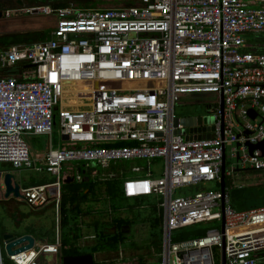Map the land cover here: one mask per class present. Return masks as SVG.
Here are the masks:
<instances>
[{
  "label": "built area",
  "instance_id": "built-area-1",
  "mask_svg": "<svg viewBox=\"0 0 264 264\" xmlns=\"http://www.w3.org/2000/svg\"><path fill=\"white\" fill-rule=\"evenodd\" d=\"M132 3L2 13L46 19L52 27L44 40L0 47L1 69L27 68L0 76V166L55 176L19 193L35 211L48 205L59 211L65 179L79 183L91 169L90 175L97 167L144 161L145 168L130 169L136 176L121 178V192L126 200L160 201L163 247L159 261L134 264H264V206L235 209L227 187L220 189L226 159L235 160L224 164L226 178L264 172V152H249L264 142V0ZM190 95L214 99L182 134L175 106ZM54 127L60 147L33 150L29 140L50 137ZM154 162L161 164L158 174ZM207 183L219 189L175 195ZM59 226L55 244L35 242L15 256L0 237V264H38L51 249L57 256ZM189 229L203 235L173 241Z\"/></svg>",
  "mask_w": 264,
  "mask_h": 264
},
{
  "label": "rangeland",
  "instance_id": "rangeland-1",
  "mask_svg": "<svg viewBox=\"0 0 264 264\" xmlns=\"http://www.w3.org/2000/svg\"><path fill=\"white\" fill-rule=\"evenodd\" d=\"M66 1L74 2L79 8L103 9L123 7L126 6L123 2H127L126 0H11L8 6H5V2L1 1L0 9L1 12H6L39 5H60L61 2ZM10 20L4 24L8 25L13 22ZM27 21L29 27L20 29L19 26ZM39 22L42 27L36 30ZM16 24L19 25L17 28L6 27L4 29L3 27L0 30L5 32L23 31L24 33L29 31L24 36L16 38L15 42L11 39L17 35H5L2 37L4 40L0 42V45L31 44L44 40L52 27L51 21L42 18H20ZM213 99L214 96L210 95L184 96L175 106V115L179 118L204 117L207 115L208 109L207 105L203 103ZM49 139L51 149L60 146L62 140L58 133V127L53 128L50 137L32 139L33 150L45 151L48 148ZM223 164L228 168L235 164V160L228 161L226 159ZM67 166L77 167L74 163H68ZM38 167H40L39 164ZM132 167L145 168L146 164L144 161L132 160L109 166L106 169L97 167L94 175L81 174L80 184L75 180L67 184L62 182L59 211L55 205H48L35 211L24 202L17 200L0 202V234L19 236L25 232V229H31L34 231L33 235L36 239H45L48 243H52L59 222L62 227L60 230L61 252L57 256L42 255L38 264H60L64 245L70 246L71 250L75 249L80 254L93 255L94 264H134L159 261L164 236L160 201L155 198L127 201L121 196L122 179L125 176H136L130 173ZM23 171L20 176L15 175L21 189L32 185L50 184L56 180L55 176L42 170ZM74 171L70 168L65 170L71 177L74 176ZM151 171L156 174L160 173L161 164L154 162ZM239 173L232 178H226V187L233 207L242 210L264 206V172L245 171L242 174ZM216 189H219V185L207 183L187 190H178L175 195L194 194L200 190ZM3 244L4 242L1 240V245Z\"/></svg>",
  "mask_w": 264,
  "mask_h": 264
},
{
  "label": "water",
  "instance_id": "water-1",
  "mask_svg": "<svg viewBox=\"0 0 264 264\" xmlns=\"http://www.w3.org/2000/svg\"><path fill=\"white\" fill-rule=\"evenodd\" d=\"M21 5L22 3L19 2ZM2 17V13L0 11V18ZM31 67V66H28ZM198 124L201 123V119L197 120ZM175 125L181 124L184 127V130L180 131L182 134H186L187 131L189 133L188 128L192 127L194 125L193 118L189 117H183V118H176L174 121ZM203 131H210V128H205ZM209 138V135L206 136ZM204 138L202 136H189L186 139L189 140H195V139H201ZM63 140H67V137L64 136L62 138ZM254 149H258L262 152H264V142L260 143L257 146H249V152L251 153ZM94 169H91L88 173L90 175L93 172ZM13 175L10 173H6L3 178V184L5 186V198H9L11 195L13 198H21V195L19 193V187L16 184H13ZM87 179V178H86ZM225 167L224 164L221 168V179H220V189L223 192L225 189ZM72 179H66L63 183L67 184L71 182ZM1 240L5 243L6 247L5 250L9 256H15L18 255L24 251L31 250L34 246L35 240L30 235H23V236H14L11 234H3L1 235ZM60 264H94V257L91 254H83V255H77V256H61Z\"/></svg>",
  "mask_w": 264,
  "mask_h": 264
},
{
  "label": "crops",
  "instance_id": "crops-1",
  "mask_svg": "<svg viewBox=\"0 0 264 264\" xmlns=\"http://www.w3.org/2000/svg\"><path fill=\"white\" fill-rule=\"evenodd\" d=\"M1 1H4L5 3H4V5L5 6H8V4H9V2H11V0H0V2ZM8 2V3H7ZM70 2V1H69ZM21 5V4H20ZM8 10V9H7ZM0 11H1V9H0ZM1 13H3V12H1ZM18 19H20V18H17V19H11L13 22H11V23H8V25L6 24H4L5 22H7L9 19H4L3 18V16L0 18V29L1 28H3L4 27V29L6 28V27H18L19 25L18 24H16L17 23V21H18ZM26 19H31V18H26ZM10 20V21H11ZM26 21V20H25ZM29 21V20H28ZM28 21L27 22H25L23 25H21V26H19V28L20 29H26V28H24V27H29L28 26ZM39 21H41V20H39ZM38 26V28L36 29V30H38V29H41V27H42V24L39 22V24L37 25ZM29 30H27V31H25V33H27ZM23 31H10V32H5V31H2V30H0V42L1 41H3L4 40V38H2L3 36H5V35H17V36H19V37H21V36H24V34H25ZM19 37H16V38H19ZM14 38V39H13ZM15 37H12V39L11 40H13V42H15V39H16ZM20 43H22V42H20ZM23 43H24V41H23ZM15 44H19V43H9V45H0V47H8V46H12V45H15ZM25 44V43H24ZM21 71V73L23 72V71H26L27 70V68H24V67H22V66H15V67H13V68H11V69H6V70H3V69H1L0 68V76H2V75H8V74H15L16 72H18V71ZM32 139H34V138H31L29 141H30V144H31V146H32V148H33V140ZM38 139V138H37ZM61 145V144H60ZM60 147V146H59ZM58 147V148H59ZM48 148H50V139L48 140ZM47 148V149H48ZM57 149V148H56ZM22 172H24V171H13L12 169H11V167L10 166H8V165H3L2 167H0V202L1 203H5V202H10V201H12V200H17V201H19V202H22L21 201V199L20 198H13V196L11 195L9 198H5V186H4V184H3V178H4V175L6 174V173H10V174H12L13 175V177H14V179H13V184H16V185H18L17 184V181H16V179H15V175H17V176H20L21 174L20 173H22ZM29 172V171H28ZM245 172V171H244ZM252 172V171H251ZM243 172H241V173H239V174H242ZM94 175V174H93ZM41 185H43V184H38V185H32V186H27L26 188H22L21 189V187L18 185V187H19V192L20 191H22V190H25V189H28V188H32V187H36V186H41ZM45 185V184H44ZM120 192H121V185H120ZM121 194H122V192H121ZM39 211V210H38ZM61 226H59V230H61ZM60 233H61V231H59V238L61 237L60 236ZM34 234V231H32L31 229L30 230H26L25 229V232L23 233V234H21V235H19V236H23V235H30V236H32L33 238H34V240H35V242L36 243H38V244H49V245H51V244H55V242H56V235H57V227H56V231H55V233H54V237L52 238V243H48L45 239H36L35 238V236L33 235ZM0 237H1V234H0ZM61 248H62V245H61ZM51 252H52V249H51V251H50V254H51Z\"/></svg>",
  "mask_w": 264,
  "mask_h": 264
},
{
  "label": "trees",
  "instance_id": "trees-1",
  "mask_svg": "<svg viewBox=\"0 0 264 264\" xmlns=\"http://www.w3.org/2000/svg\"><path fill=\"white\" fill-rule=\"evenodd\" d=\"M127 2H123L124 3V5H130V4H132V5H134L135 3H132V0H126ZM68 3H70L69 1H66V2H61L60 3V5H58V6H65L66 4H68ZM72 3H74V2H72ZM75 4V3H74ZM76 5V4H75ZM77 6V5H76ZM15 38L16 37H19V36H14ZM119 165V164H118ZM80 184V183H79ZM225 188H226V180H225ZM121 196H122V198L123 199H125L124 197H123V195L121 194ZM126 200V199H125ZM141 200H144V199H141ZM128 201V200H127ZM232 207H233V205H232ZM234 208V207H233ZM236 209V208H235ZM247 209H249V208H247ZM203 235V231H198V230H193V229H189V230H185V231H183V232H180V233H177L176 235H174V237H173V241L174 242H177V241H181V240H184V239H187V238H190V237H192V238H194V237H200V236H202ZM72 248L70 247V246H66V245H64L63 246V253H62V256H67V255H71V254H78V251L77 250H75V249H73V250H71Z\"/></svg>",
  "mask_w": 264,
  "mask_h": 264
},
{
  "label": "flooded vegetation",
  "instance_id": "flooded-vegetation-1",
  "mask_svg": "<svg viewBox=\"0 0 264 264\" xmlns=\"http://www.w3.org/2000/svg\"><path fill=\"white\" fill-rule=\"evenodd\" d=\"M77 255H83V254L78 253V254H71V255H67V256H77Z\"/></svg>",
  "mask_w": 264,
  "mask_h": 264
}]
</instances>
